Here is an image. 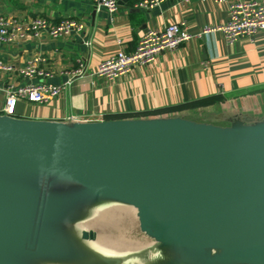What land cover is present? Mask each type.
<instances>
[{
	"label": "water",
	"instance_id": "1",
	"mask_svg": "<svg viewBox=\"0 0 264 264\" xmlns=\"http://www.w3.org/2000/svg\"><path fill=\"white\" fill-rule=\"evenodd\" d=\"M18 172L73 180L91 195L132 204L156 240L219 249L203 253L209 264H264V121L225 127L179 116L64 122L0 114V264H24L13 257L30 244L34 212L42 225L63 204L38 202ZM40 225L36 252L51 242Z\"/></svg>",
	"mask_w": 264,
	"mask_h": 264
},
{
	"label": "crops",
	"instance_id": "2",
	"mask_svg": "<svg viewBox=\"0 0 264 264\" xmlns=\"http://www.w3.org/2000/svg\"><path fill=\"white\" fill-rule=\"evenodd\" d=\"M135 1H122L112 13L99 0H0L5 16L24 21L43 16L54 22L70 16L83 22L82 30L59 37L42 30L0 42V59L14 67L1 73V80L21 83L18 68L37 59L51 71L45 80L63 85L45 102L18 100L14 116L64 122L70 115L80 121L179 116L225 127L264 121V30L230 42L216 29L113 79L95 76L101 60L120 48L132 50L148 27L182 22L197 32L229 18V1L162 0L148 9ZM81 64L83 74L75 76ZM3 102L0 89V112Z\"/></svg>",
	"mask_w": 264,
	"mask_h": 264
},
{
	"label": "built area",
	"instance_id": "3",
	"mask_svg": "<svg viewBox=\"0 0 264 264\" xmlns=\"http://www.w3.org/2000/svg\"><path fill=\"white\" fill-rule=\"evenodd\" d=\"M229 1V18L221 25L205 26L193 32L182 22H169L163 27H148L138 38L130 51L118 49L114 54L101 60L93 74L97 77L113 79L129 71L134 65H146L155 60L157 55L167 49H174L183 42L196 36H202L216 29L223 32L227 40L233 42L240 36H252L264 30V0H219ZM162 0H136L134 5L139 8H152ZM109 12H115L119 0H99ZM82 20L64 16L57 21H51L43 16H35L26 21L17 16L0 14V42H11L23 38L27 33L38 35L42 30L53 37H59L71 32L82 30ZM14 67L0 59V74L12 72ZM83 64L74 71L75 76L83 74ZM18 74L23 79L21 83L1 80L0 89L4 94V102L0 114L14 116L18 100L45 102L58 95L63 87L61 84L46 81L51 71L41 67L36 60H29L18 68ZM38 78V79H37ZM37 79V80H34ZM68 120H77L76 116H68Z\"/></svg>",
	"mask_w": 264,
	"mask_h": 264
},
{
	"label": "bare ground",
	"instance_id": "4",
	"mask_svg": "<svg viewBox=\"0 0 264 264\" xmlns=\"http://www.w3.org/2000/svg\"><path fill=\"white\" fill-rule=\"evenodd\" d=\"M43 174L18 172L14 175L21 181L34 186L38 199L40 193V199H49L58 204L63 203L56 211L51 212L41 225L48 233L51 242L47 251L43 249L41 253H37L26 249L22 254L13 257L14 260L26 262V264L36 258L47 260L46 264H55L54 262H57L56 264H142L143 262H145L143 264H152L155 262L154 257L159 254H164V257L161 256L158 262H161L165 257H169L170 260L176 259V256L179 255L178 252L173 254L174 251L166 248L163 249V253L150 246L141 247L138 245L139 243H131V246L128 245L129 248H126L127 250L121 248L122 251L120 247L123 245L118 246L102 233H95L93 237L88 238L81 237L84 229L99 222L106 223V221L112 220L114 223L117 222L120 218L118 219L119 216L115 209L127 206L123 201L117 199L91 195L87 193L84 186L73 180L55 176L57 179L50 181ZM41 181L42 184L45 182V187H43L44 185L40 186ZM177 250L180 254L182 253L181 255L189 254V250L183 248ZM217 253H219V249L216 248L214 251H208V254L212 256ZM180 256L178 259H181Z\"/></svg>",
	"mask_w": 264,
	"mask_h": 264
},
{
	"label": "rangeland",
	"instance_id": "5",
	"mask_svg": "<svg viewBox=\"0 0 264 264\" xmlns=\"http://www.w3.org/2000/svg\"><path fill=\"white\" fill-rule=\"evenodd\" d=\"M44 177H46L50 181L57 179V177H55V176L53 177L50 175H44ZM44 183L45 182H43V184H42V181H41L40 186L42 187V185H44L43 187H45L46 184H44ZM40 200L41 199H40V193H39L38 202ZM123 202L127 207H123V208L118 207V209H115L116 214L118 213V216H119L118 219L120 218L119 220H117V222L114 223V220H112L110 222L106 221L107 224L105 222L104 223L99 222V223L93 225L92 227L84 229L83 230L84 232L82 231V233H81V237H87V238L91 237L90 236L91 233H89V231L92 230L94 233L104 234L108 238L112 239L113 242L116 243L118 246L123 245L120 247V249L121 248L122 249L123 248L128 249L131 246V243H136V244L139 243L138 245L141 247L150 246V247H152V249L157 248L158 251L163 252V253H164L163 249L166 248L172 252L174 251L173 254L174 253L177 254V252H178L179 253L178 256H180L182 254V253L180 254V252L177 249H181V248L186 249L185 247H179V246H175V245H171V244L162 243V242L156 240L155 237H153L151 234L142 230L140 228L139 218L137 215V209L132 204H129L125 201H123ZM40 223H41L40 222V210L37 209L34 212V216H33L32 233H31L30 238H29L30 244H28V247H26L27 250H29L30 252L31 251H35V252L37 251L35 249V245H36V233L35 232L39 228ZM78 240H79V238H78ZM124 244H126V245H124ZM128 245H129V247H128ZM209 249H207V248L203 249V250L193 249V250H190L188 252L189 254L181 255L180 256L181 259H178V256H176V259H171V260L169 257H165V258H163V260L161 262H158V261L161 258V256L164 257V254L163 255L159 254V256L154 257L155 262L152 264H209L208 261H206V259L202 256L204 252L207 253V251H214L215 248H209ZM47 250L48 249H46V251ZM126 250H124V251H126ZM181 252H183V251H181ZM37 253H41V252H37ZM31 257H33V256H31ZM174 258H175V255H174ZM21 260H23V259H21ZM25 261H26V259H25ZM29 262H31V263H27V264H36V263L46 264L47 260H42L41 258H36L35 260H30ZM23 263L26 264V262H23ZM54 263L56 264L57 262H54ZM143 263H145V262H143Z\"/></svg>",
	"mask_w": 264,
	"mask_h": 264
}]
</instances>
